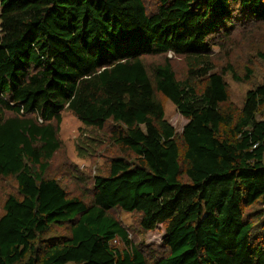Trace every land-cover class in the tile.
<instances>
[{"label": "trees", "instance_id": "obj_1", "mask_svg": "<svg viewBox=\"0 0 264 264\" xmlns=\"http://www.w3.org/2000/svg\"><path fill=\"white\" fill-rule=\"evenodd\" d=\"M254 25L264 0H0V180L17 186L0 264H264V75L236 54ZM229 75L251 85L241 106ZM65 111L109 125L83 154L121 152L82 195L49 175ZM113 210L137 214L139 234L164 224L165 247L139 246Z\"/></svg>", "mask_w": 264, "mask_h": 264}, {"label": "rangeland", "instance_id": "obj_2", "mask_svg": "<svg viewBox=\"0 0 264 264\" xmlns=\"http://www.w3.org/2000/svg\"><path fill=\"white\" fill-rule=\"evenodd\" d=\"M148 9L151 11L157 5V0H146ZM258 25V24H257ZM246 28L237 36L238 50L236 54L241 65H244L249 58L254 64L257 80H261L264 75V62L260 60L252 50L256 48L264 49V27L259 25L254 28ZM219 48L216 51L219 52ZM217 52V53H218ZM173 67L179 79H183L186 75V65L182 58L176 57L169 53ZM222 60V58H220ZM163 57H151L149 61H162ZM249 60V61H250ZM221 62H224L222 60ZM231 89V100L237 106H241L245 96L251 85L248 83H238L229 75L226 77ZM165 117L175 127L177 134H181L188 120L179 112L175 104L167 100L165 101ZM60 124L59 138L62 141L61 148L56 152L49 168V175L59 178L61 183L66 185L71 192L82 195L92 187L93 177L97 174L107 172L109 159L113 156L120 155V150L113 145L112 142L99 144L92 155L83 154L79 148L85 145L83 140H89L88 136H100L106 138V132L109 131V125L102 132L86 127L72 112L65 111L62 115ZM78 177V178H75ZM86 182L82 183L80 180ZM17 186L14 178L0 180V216L3 214V205L10 193H15ZM124 225L129 229L130 237L135 240L139 246L144 248H152L156 250L165 247L164 237L166 235L164 224H159L154 230L145 234L136 233L135 229L138 226V215L127 213L121 210H113ZM70 264V263H69Z\"/></svg>", "mask_w": 264, "mask_h": 264}]
</instances>
